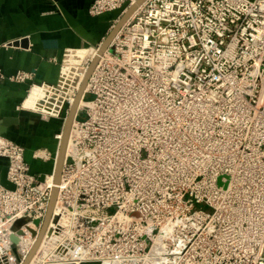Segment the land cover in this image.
I'll use <instances>...</instances> for the list:
<instances>
[{
    "label": "built area",
    "instance_id": "1",
    "mask_svg": "<svg viewBox=\"0 0 264 264\" xmlns=\"http://www.w3.org/2000/svg\"><path fill=\"white\" fill-rule=\"evenodd\" d=\"M136 1L93 0L87 12L116 13L111 30ZM8 78L29 82L26 96L37 83ZM49 85L72 104L75 93ZM25 153L0 134L14 186L0 182V264H21L54 185ZM42 242L44 264H264V0L137 5L87 79Z\"/></svg>",
    "mask_w": 264,
    "mask_h": 264
},
{
    "label": "crops",
    "instance_id": "2",
    "mask_svg": "<svg viewBox=\"0 0 264 264\" xmlns=\"http://www.w3.org/2000/svg\"><path fill=\"white\" fill-rule=\"evenodd\" d=\"M92 1L0 0V117L20 118L19 124L9 127L3 135L25 146L32 172L42 173V177L54 172L58 147L55 136L63 126V121L54 117L70 107L68 102L64 107L58 95L51 97L49 84L57 82L66 92L65 97L76 94L80 84L74 89L81 69L78 64L87 57V48L103 41L116 16V13L90 16L87 10ZM17 40H22V44H10ZM69 63L70 70L66 71ZM20 70L31 72L32 81L37 82L23 103L24 110H17V106L25 97L29 82L18 83L8 78ZM41 82L49 83L45 87ZM27 109L39 113L28 126L24 122L32 114L28 115ZM13 132L25 135V143L18 141ZM42 148L53 151L51 161L40 159ZM3 166L5 160L0 158V170ZM43 262L44 258H35L30 264Z\"/></svg>",
    "mask_w": 264,
    "mask_h": 264
},
{
    "label": "water",
    "instance_id": "3",
    "mask_svg": "<svg viewBox=\"0 0 264 264\" xmlns=\"http://www.w3.org/2000/svg\"><path fill=\"white\" fill-rule=\"evenodd\" d=\"M142 1L143 0H137L134 4L129 6L124 11V13L119 17V19L117 20L115 25L112 27V29L109 31V33L106 35V37L103 39V41L100 43L96 55L93 57V59L90 61V63L87 66V69L85 71V75H84V77H83V79L79 85V88L77 89L76 94L74 96V100H73L72 104L70 105L68 112H67V114L63 120V126L61 129V137H60V140L58 142V147H57V151H56V161H55V168H54V173H53V176H54L53 177V184L54 185H53L52 190H51V195H50V199H49L47 212H46V215H45L43 221L41 222L40 229H39V232L36 236V239H35L34 243L32 244V246L30 247V249L28 250V252L25 255L24 259L22 260L21 264H29L32 256L34 255V253L36 252V250L38 249V247L41 243V240H42L44 233L46 231V227L48 225L49 219L51 217V213H52L53 206H54V203L56 200V195H57V185L60 182L61 169H62V165H63L64 158H65L66 146H67L69 133L71 130V125H72V122H73L75 115L77 113V109H78V106H79L81 96L83 94L87 79H88L90 73L92 72V70L94 69V67H95V65L99 59V56L107 48L111 39L113 38L114 34L119 29L121 24L130 16L131 12ZM12 44L21 45L22 40L13 41ZM19 122H20V118L16 117V116L5 115V116L0 117V134H6L8 132L9 127H11L13 125H17V124H19ZM6 171H7V167L3 166L0 170V182L6 188L12 189V188H14V186L12 183H10L7 180ZM24 222H25L24 219L17 220L13 226V229L19 228ZM33 223L38 226L40 221L34 220ZM29 231L31 232L32 235L35 234V232L32 229H29ZM18 234H21V232L18 231ZM11 238H12V241L14 244L18 243V241H19L18 235H12Z\"/></svg>",
    "mask_w": 264,
    "mask_h": 264
},
{
    "label": "rangeland",
    "instance_id": "4",
    "mask_svg": "<svg viewBox=\"0 0 264 264\" xmlns=\"http://www.w3.org/2000/svg\"><path fill=\"white\" fill-rule=\"evenodd\" d=\"M78 66L80 67V66H82V64L80 65V64H78ZM70 70V63L66 66V71H69ZM84 74V69L82 68V69H80V71H79V76L77 77V79L75 80V87H74V89L77 87V85H78V83L81 81V78H82V75ZM49 83V82H48ZM56 83V82H55ZM55 83H50V84H55ZM73 89V90H74ZM31 91V90H30ZM30 91H29V93H30ZM73 92V91H72ZM70 96V95H69ZM28 98V95L26 96L25 95V97L23 98V100H22V102L20 103L21 105V107H23V103L26 101V99ZM90 100H91V96L90 95H87L86 96V99H85V103H90ZM23 110H24V108H23ZM27 113H28V115H31L32 114V117H26V119H27V121H25L24 123V125H26V126H28L30 123H32L33 121H35V119H36V117H34L36 114H39L38 112H33V111H30L29 109H27V111H26ZM80 117H83L84 116V114H82V113H80ZM55 119H60V121H62V117H54ZM17 129V131H18V129L19 128H16ZM16 131V133H18ZM28 131H29V129H28ZM14 133V135H15V138H17V140L18 141H20V142H22V143H25V140H24V138L26 137L25 135H18L17 136V134L15 133V132H13ZM94 264V263H93Z\"/></svg>",
    "mask_w": 264,
    "mask_h": 264
},
{
    "label": "bare ground",
    "instance_id": "5",
    "mask_svg": "<svg viewBox=\"0 0 264 264\" xmlns=\"http://www.w3.org/2000/svg\"><path fill=\"white\" fill-rule=\"evenodd\" d=\"M135 10V9H134ZM134 10L131 12V14H130V16L133 14V12H134ZM129 18V17H128ZM85 71L86 70H84V74L82 75V78H81V81H82V79H83V77H84V75H85ZM81 81H80V83H81ZM80 85V84H79ZM79 88V87H78ZM74 100V99H73ZM73 102V101H72ZM55 161H56V159H55ZM55 168V167H54ZM54 171V170H53ZM54 173V172H53ZM53 173L51 174V175H49V176H47V178L49 179V181H52V176H53ZM43 177H45V176H43ZM42 177V178H43ZM54 177V176H53ZM42 241V240H41ZM45 243V242H44ZM44 243L42 242V245H41V243H40V245H39V247H38V249L36 250V252L34 253V255L32 256V258H31V260H30V262H29V264L33 261V259H35V258H39L40 260L42 259L43 260V252H42V250H43V246H44ZM39 252L41 253V254H39ZM43 257V258H42Z\"/></svg>",
    "mask_w": 264,
    "mask_h": 264
}]
</instances>
